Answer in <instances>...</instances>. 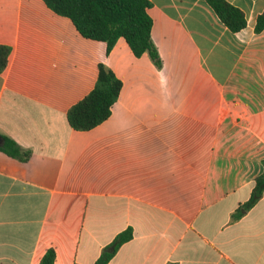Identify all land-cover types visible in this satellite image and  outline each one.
<instances>
[{
  "label": "crops",
  "instance_id": "obj_1",
  "mask_svg": "<svg viewBox=\"0 0 264 264\" xmlns=\"http://www.w3.org/2000/svg\"><path fill=\"white\" fill-rule=\"evenodd\" d=\"M247 26L233 32L206 0H150L163 60L121 37L86 38L44 0H0V264H264V0H227ZM104 62L123 81L111 116L71 127L69 109Z\"/></svg>",
  "mask_w": 264,
  "mask_h": 264
},
{
  "label": "trees",
  "instance_id": "obj_2",
  "mask_svg": "<svg viewBox=\"0 0 264 264\" xmlns=\"http://www.w3.org/2000/svg\"><path fill=\"white\" fill-rule=\"evenodd\" d=\"M56 13L72 20L81 35L107 43V53L119 38L126 39L133 53L140 57L147 53L158 68L163 60L152 37L153 19L149 14L150 0H44ZM220 19L233 31L247 26L245 13L227 0H206ZM264 29V12L259 15L256 31ZM11 47L0 44V72L9 62ZM123 81L104 62L99 64L95 87L68 111V120L76 130L87 131L105 122L118 100ZM0 149L21 160H28L29 152L6 138ZM264 164V161H263ZM264 193V172L256 178L253 195L245 208L251 207ZM133 238L132 228L120 232L102 251L95 264H108L121 246ZM56 250L49 248L39 264H54ZM79 264V263H74Z\"/></svg>",
  "mask_w": 264,
  "mask_h": 264
}]
</instances>
